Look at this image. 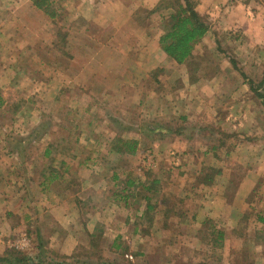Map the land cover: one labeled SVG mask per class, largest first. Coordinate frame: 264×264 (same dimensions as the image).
<instances>
[{
    "label": "rangeland",
    "instance_id": "1",
    "mask_svg": "<svg viewBox=\"0 0 264 264\" xmlns=\"http://www.w3.org/2000/svg\"><path fill=\"white\" fill-rule=\"evenodd\" d=\"M159 1L52 0L51 17L0 0V257L264 264V44L199 14L207 33L176 63ZM227 1L255 31L264 0Z\"/></svg>",
    "mask_w": 264,
    "mask_h": 264
},
{
    "label": "trees",
    "instance_id": "2",
    "mask_svg": "<svg viewBox=\"0 0 264 264\" xmlns=\"http://www.w3.org/2000/svg\"><path fill=\"white\" fill-rule=\"evenodd\" d=\"M30 1L36 9L49 14L51 17L54 16L52 9H50L52 0ZM195 7V0H161L154 9L150 10L153 12L154 10L168 9L167 14L161 18L162 28L157 42L166 56L176 63H183L188 60L193 54L195 44L207 33V23ZM66 138L68 143L71 142L68 137ZM113 142L115 144L111 148L118 153L133 154L136 151V140H123L121 137H115ZM46 149L45 155L49 154V148ZM55 177L56 175L51 174L50 177L45 178L43 184ZM156 182L157 180H154V183ZM143 188L147 191L152 189L151 186L146 185H143ZM144 198L148 199L149 197L145 196ZM151 208V205H147L146 209ZM216 239L221 240L222 234L219 233ZM41 246L42 244L39 245V247ZM2 254L0 261L3 264H41V256L43 255L39 252L37 256L30 258L16 249L6 250ZM48 263L51 264V262Z\"/></svg>",
    "mask_w": 264,
    "mask_h": 264
},
{
    "label": "crops",
    "instance_id": "3",
    "mask_svg": "<svg viewBox=\"0 0 264 264\" xmlns=\"http://www.w3.org/2000/svg\"><path fill=\"white\" fill-rule=\"evenodd\" d=\"M195 1H196L195 9L200 15L209 14L212 16V18L216 19L217 22L219 20L223 21V23L226 22L228 26L226 28L228 30L233 28L236 35L242 34L245 36H249L251 38L255 37L256 46L257 45L261 46V44L262 45L264 44V8H262L259 3H255V17H254L255 31H251L249 29V25H251L253 18L247 16L248 11L246 12L240 3L235 4L236 3L235 2L234 3L235 5L233 4V6L230 7L227 6L229 5V1L227 0H195ZM227 31L225 33H227ZM52 206L53 208H51ZM51 207H49L50 209L48 210L51 214L52 211L55 209L61 212L62 216H65V214H67L68 211H70V209H68L67 207H62L61 205L58 204L55 205L53 204L51 205ZM75 215L76 214H74V216ZM73 219L74 218L67 219L64 221L65 225H67L65 226V228L69 229L67 233L71 232L72 231L71 229H73L72 225H75V221H73ZM42 220L44 221V219Z\"/></svg>",
    "mask_w": 264,
    "mask_h": 264
}]
</instances>
